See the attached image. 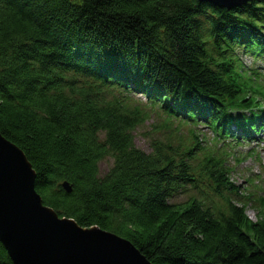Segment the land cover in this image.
<instances>
[{"label":"trees","instance_id":"16d2710c","mask_svg":"<svg viewBox=\"0 0 264 264\" xmlns=\"http://www.w3.org/2000/svg\"><path fill=\"white\" fill-rule=\"evenodd\" d=\"M235 51L264 54L261 0H0V134L25 154L45 206L151 264H264V201L248 217L230 168L167 118L146 135L149 152L138 148L149 115L125 94L155 92L173 117L217 134L258 128L264 110L239 114L259 94ZM0 264H13L1 243Z\"/></svg>","mask_w":264,"mask_h":264},{"label":"water","instance_id":"95a60500","mask_svg":"<svg viewBox=\"0 0 264 264\" xmlns=\"http://www.w3.org/2000/svg\"><path fill=\"white\" fill-rule=\"evenodd\" d=\"M199 1L232 8L250 0ZM35 179L25 154L0 134V243L13 264H151L128 240L61 218L44 205Z\"/></svg>","mask_w":264,"mask_h":264},{"label":"rangeland","instance_id":"374dc122","mask_svg":"<svg viewBox=\"0 0 264 264\" xmlns=\"http://www.w3.org/2000/svg\"><path fill=\"white\" fill-rule=\"evenodd\" d=\"M244 61L245 63L248 64L249 58H244ZM152 124H153V116L152 114H149V119L148 121L146 120L144 122V126L136 130V139L134 140L135 145L147 153L149 152L150 149H149V143H148L149 140L146 138V135L148 136L152 135V134L150 135L151 129H153ZM262 144H260L261 146L258 148V150L261 153L262 164L264 166V145ZM229 163H232V159L230 160ZM110 165H111L110 161L102 162L99 164V169L104 174L108 170ZM256 171H257L256 160H254V158L252 157H245L241 161V164L238 167H236L235 173L232 175L231 179L234 182H236L238 186H243V185L246 186V184L244 183V180L247 179L248 176H250ZM262 182L264 184V178H262ZM263 184L259 183L258 186H262ZM247 210H248L247 216L254 220L255 214L251 210V207L248 206Z\"/></svg>","mask_w":264,"mask_h":264},{"label":"bare ground","instance_id":"6f19581e","mask_svg":"<svg viewBox=\"0 0 264 264\" xmlns=\"http://www.w3.org/2000/svg\"><path fill=\"white\" fill-rule=\"evenodd\" d=\"M233 8V7H232Z\"/></svg>","mask_w":264,"mask_h":264}]
</instances>
